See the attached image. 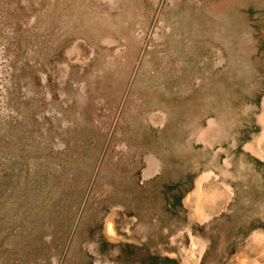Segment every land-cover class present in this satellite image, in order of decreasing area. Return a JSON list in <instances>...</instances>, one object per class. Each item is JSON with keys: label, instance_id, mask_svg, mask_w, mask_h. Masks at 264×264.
<instances>
[{"label": "rangeland", "instance_id": "1", "mask_svg": "<svg viewBox=\"0 0 264 264\" xmlns=\"http://www.w3.org/2000/svg\"><path fill=\"white\" fill-rule=\"evenodd\" d=\"M0 264H264V0H0Z\"/></svg>", "mask_w": 264, "mask_h": 264}]
</instances>
